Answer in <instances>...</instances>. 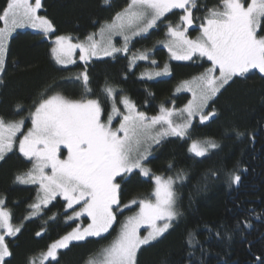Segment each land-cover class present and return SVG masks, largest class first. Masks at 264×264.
<instances>
[{"label": "trees", "instance_id": "obj_1", "mask_svg": "<svg viewBox=\"0 0 264 264\" xmlns=\"http://www.w3.org/2000/svg\"><path fill=\"white\" fill-rule=\"evenodd\" d=\"M6 3L7 0H0V11ZM128 3L129 0H110L108 4L104 0H42L38 13L54 26L50 38L63 35L83 40ZM198 4L194 23L197 25L208 9L222 8L221 0H198ZM180 14L179 10L167 14L146 36L134 39L127 53L91 60L87 65L76 62L61 67L52 57L50 40L28 30L16 32L9 40L6 68L0 76L3 81L0 83V118L5 121L26 118L42 93L59 92L69 99L98 100L102 119H105L111 106V99L104 91L106 85L111 86L116 95L127 97L138 111L149 117L155 116L162 106H183L189 95L176 93L178 83L203 73L210 63L198 56L186 62L173 61L167 51L159 47L167 24H177ZM259 35L264 36V31ZM142 52H147L150 59L156 58L157 66L147 60L132 62L131 56ZM165 65L169 69L166 77L155 80L141 77L145 71L163 70ZM85 69L89 75L90 91L87 92L82 78L76 79ZM234 80L210 101L206 112L215 110L214 117L203 124L195 122L185 137L165 138L152 149L146 165L153 175L167 179L176 177L178 172L184 174L183 179L174 184L181 216L163 238L142 248L138 264H189L190 261L198 264L199 260L204 264H257V257H264V77L253 71L246 74V78ZM237 132L243 135L237 137ZM209 139L220 147L204 157L190 152L192 142ZM30 166L31 162L16 150L0 161V199L11 213L13 226L22 225L16 236L6 238L12 252L6 258L10 264H30L32 260L41 264V255L51 244L88 223L84 217L69 220L73 212L65 210L66 202L60 197L41 208L37 216L26 218L32 212L29 206L38 198V190L35 185L19 184L16 177ZM213 172L217 175H212ZM232 174L240 175L239 183H231ZM153 188L151 176L144 178L139 171H134L131 178L122 183V211L116 213L117 220L110 231L59 250L58 264H83L107 247L115 239L122 217L135 212L139 206L133 204L125 209L123 205L149 197ZM53 216L55 219H50ZM245 223L251 226L244 227ZM218 230L223 238L216 236ZM189 232L195 233L200 241L194 257L188 255ZM226 232L231 234V239L223 235ZM201 245L204 253L200 251ZM44 264H57V261L49 260Z\"/></svg>", "mask_w": 264, "mask_h": 264}, {"label": "snow or ice", "instance_id": "obj_2", "mask_svg": "<svg viewBox=\"0 0 264 264\" xmlns=\"http://www.w3.org/2000/svg\"><path fill=\"white\" fill-rule=\"evenodd\" d=\"M109 2L104 0L105 4ZM221 4L222 8L208 9L200 22V35L196 39H190L186 33L197 19L195 10L199 7L198 0H130L110 23L101 27L98 34L86 37L85 41L74 43L69 36L56 37L52 54L57 64H74V54L79 50V60L87 65L93 57L127 53L134 37L148 33L158 21L166 18L167 13L179 9V23L168 24L167 36L170 39L164 47L174 60H192L198 55L211 62V66L193 81L186 82L193 100L181 112V116L187 113L183 123L174 122L171 109L162 106L160 114L148 117L145 112L138 111L127 97H121L120 103L127 114L123 115L118 128L111 127L113 114L121 115V112L115 103V90L108 85L104 91L113 98V106L107 123L102 120V107L98 100L69 99L59 92L51 95L42 93L34 102L29 110L31 127L26 133L22 132L25 119L6 122L0 118V160L12 151L19 133L22 137L19 138V152L32 163V168L18 175L16 181L38 184L39 193H42L38 195V203L29 206L33 211L26 218L37 215L41 205L47 207L59 196L66 202L65 210L73 212L68 219L86 215L91 221L86 228L73 229L53 243L42 254L41 264L49 259L58 264V249L68 248L71 241L101 237L112 228L117 220L116 213L122 211V183H126L135 170H139L141 176L150 174V169L143 163L151 154L150 141L158 144L162 137L168 135L183 138L193 117L199 115L202 124L214 117L215 110L205 112L209 101L216 98L230 82H235L234 78H246L250 70H258L264 77V36L259 35L264 31V0H221ZM41 8L42 0H34V3L31 0H7L0 11V21L4 22V27L0 28V73L6 68L7 40L14 29L30 26L45 35L54 31L53 24L38 15ZM95 35H99L100 39H95ZM117 35L124 40L120 48L113 44V37ZM135 59L147 60L149 56L147 52H142L134 56ZM152 63L156 64V61L152 60ZM168 74V65L164 66L163 72L155 73L156 76ZM81 78L85 91H90L87 69L76 77L77 80ZM148 78L151 79L152 75L149 74ZM0 83L3 81L0 80ZM157 125L160 127L157 128ZM236 135L240 137L243 133L237 132ZM219 147L216 141L209 139L203 143L194 142L190 151L204 157ZM62 148L67 150L66 157ZM212 175L217 174L213 172ZM183 176V172L167 179L155 175L152 177L154 188L149 197L134 199L130 204L123 205L126 209L138 204L139 210L125 220L117 237L102 250L103 260L99 264H138V253L142 248L158 242L174 227L181 212L173 185ZM240 180V175L232 174L231 183L236 184ZM4 203L0 199V229H3L0 232V264H10L6 258L12 252L5 237L16 236L22 225L13 226L10 223V213L4 210ZM76 205H79L78 210L74 207ZM50 219H55V216ZM144 225H147L148 231L146 235H141L140 228ZM250 226L244 224V227ZM208 231L211 232L210 227ZM223 235L231 239L230 233ZM216 236L223 238L219 230ZM186 243L190 250L188 255L194 257L195 249L200 245L195 233H188ZM200 251H205L202 245ZM30 264H36V261L32 260ZM89 264L95 262L89 261ZM198 264H204V261L199 260ZM257 264H264V257H257Z\"/></svg>", "mask_w": 264, "mask_h": 264}, {"label": "rangeland", "instance_id": "obj_3", "mask_svg": "<svg viewBox=\"0 0 264 264\" xmlns=\"http://www.w3.org/2000/svg\"><path fill=\"white\" fill-rule=\"evenodd\" d=\"M31 2H33L34 3V0H31ZM129 2H130V0H129ZM247 2H250V0H247ZM222 5V4H221ZM175 10H179V9H174L173 11H175ZM172 11V12H173ZM179 11H181V10H179ZM171 13V12H170ZM167 14H169V13H167ZM166 14V15H167ZM38 15H39V13H38ZM114 18V17H113ZM112 18V19H113ZM112 19H110V20H107V21H105L98 29H97V31L96 32H94L93 34H98L99 33V31H100V29H101V27L104 25V24H106V23H110L111 21H112ZM160 21H158L157 22V25H158V23H159ZM179 23V22H178ZM175 25V24H174ZM2 27H4V22L3 21H1V23H0V28H2ZM157 26H155V27H153V28H151V29H149V31H148V33L152 30V29H154V28H156ZM167 27H168V24H167ZM167 27H166V30L164 31L165 32V34H164V37H163V39L162 40H160L159 41V43H158V45H159V47H162L163 49H165L166 51H167V53L169 54V57H170V59L171 60H173V61H178V62H186V61H189V60H174V59H172L171 58V54L169 53V51H168V49L166 48V47H164V44H165V42H167L169 39H170V37H168L167 36ZM24 30H28V31H31V32H33V33H37V34H41V35H43V38L44 39H47V40H50L51 41V43H52V48L53 47H55V39H56V37H53V38H50V35H51V33H48L47 35H45L41 30H39V29H36V28H32V27H30V26H24V27H20V28H16V29H14L13 31H12V34L8 37V40H7V44L9 43V40H10V38H11V36H13L16 32H18V31H24ZM148 33H146V34H144V35H142V36H138V37H134L133 39H132V41L134 40V39H136V38H140V37H143V36H146ZM93 34H91V35H93ZM186 35L190 38V39H196L199 35H200V28H199V25H197V24H194L192 27H190L189 28V30H188V32L186 33ZM90 36V35H89ZM70 37V36H69ZM72 38V37H71ZM95 39H97V40H99L100 39V37H99V35H95V37H94ZM86 39V38H85ZM85 39H83V40H74L73 38H72V42H74V43H76V42H83V41H85ZM131 41V42H132ZM131 42H130V44L128 45V47L130 48V45H131ZM113 44H114V46L115 47H117V48H120V47H122L123 45H124V40H123V38L121 37V36H119V35H117V36H114L113 37ZM117 54H124V52H119V53H115L114 54V56L115 55H117ZM140 53H137L136 55H134V56H137V55H139ZM134 56H131L132 58H131V60H132V62H136L138 59H135V60H133V57ZM198 56V55H197ZM197 56H195V57H197ZM52 57H53V59H54V56H53V54H52ZM107 57H109V56H101V57H99V58H96V57H93L91 60H98V59H103V58H107ZM112 57V56H111ZM199 57V56H198ZM74 59H75V61L76 62H81V63H84V62H82V61H80L79 60V50H77L76 51V53L74 54V57H73ZM194 58V57H193ZM201 58V57H200ZM206 59V58H205ZM55 60V59H54ZM90 60V61H91ZM152 60H155L156 61V64H153L152 63ZM207 60V59H206ZM56 62V61H55ZM75 62V63H76ZM147 62H149L150 64H152L153 66H157V64H158V60L156 59V58H149V59H147ZM210 63V66H211V62H209ZM59 65V64H58ZM70 65H72V64H68L67 66H70ZM59 66H61V67H67V66H63V65H59ZM209 66V67H210ZM253 71H256V72H258V70H250V72H253ZM156 72H163V70H161V69H159V68H156V69H153V70H151V71H145L144 73H142V75H141V77L142 78H145V79H148V80H155V79H158V78H163V77H166L167 75H160V76H156L155 75V73ZM249 72V73H250ZM259 73V72H258ZM1 74L2 73H0V76H1ZM149 74H151L152 75V78L151 79H149L148 78V76H149ZM202 74V73H201ZM218 74V73H217ZM248 74V73H247ZM200 74H198L197 76H199ZM197 76H195V77H197ZM195 77H193V78H190V79H188V80H184V81H181V82H179L178 83V85H177V88H176V93H187L188 95H189V99H188V101L183 105V106H181V107H179V108H174V107H172V106H163V107H165V108H167V109H171V110H173V117H172V119L174 120V122H176V123H183L184 122V119L187 117V113H184L183 114V116H181V112H182V110L188 105V103H189V101H192L193 100V95H192V91H189L188 90V85L186 84V82H191V81H193V79L195 78ZM117 94V92L115 91V96H114V99H115V103H116V106L118 107V109L120 110V112H121V115H115V114H113V120H112V125H111V127H113V128H118L119 127V124H120V122H121V120H122V118H123V115H126L127 114V111H126V109L124 108V105L122 104V103H120V100H121V97H125L124 95H116ZM111 99V106H110V110H109V112H108V114H107V116H106V118L105 119H102L105 123H107V121H108V116H109V114H111L112 113V106H113V98H110ZM209 103H210V101H209ZM208 108V107H207ZM207 108L205 109V112H206V110H207ZM161 109V108H160ZM158 114H160V110H159V112L156 114V115H158ZM149 117V116H148ZM152 117V116H151ZM22 119H25V126L23 127V129H22V132H24V133H26L27 131H28V129L31 127V121H30V118H29V116L28 117H26V118H22ZM20 120V119H19ZM209 120V119H208ZM207 120V121H208ZM17 121V120H16ZM6 122H10V121H6ZM195 122H200V119H199V115H196L195 117H193L192 119H191V124H190V127L187 129V133H188V131L192 128V125L195 123ZM206 122V121H205ZM157 128H159L160 127V125H157L156 126ZM164 127H167L166 125H164ZM187 133H186V135H187ZM121 135H122V133H121ZM185 135V136H186ZM184 136V137H185ZM17 140H16V142H15V144H14V146H13V149H12V151H17L19 154H20V152H19V138H22V137H20V134L18 133L17 134ZM168 137H178V136H173V135H168V136H166V137H162L161 139H160V142L163 140V139H165V138H168ZM198 142V141H197ZM194 142H192L191 144H190V147H189V150H190V148H191V145L193 144ZM200 143H203V142H200ZM149 144H150V152H151V154L148 156V158L143 162L144 163V166L145 167H147L148 168V166L146 165V161L151 157V155H152V149L157 145V143H154V142H149ZM159 144V143H158ZM12 151H10V152H8V153H6L5 154V156L7 155V154H9V153H11ZM62 151H63V156L64 157H66V155H67V150L66 149H63L62 148ZM193 155H195L192 151H190ZM21 155V154H20ZM4 156V157H5ZM196 156V155H195ZM196 157H198V156H196ZM25 158V157H24ZM63 158V157H62ZM26 159V158H25ZM1 161V160H0ZM32 168V163H31V166H30V168L29 169H31ZM29 169L27 170V171H25V172H23V173H26V172H28L29 171ZM149 169V168H148ZM46 171H48V172H50V169H47ZM135 171H139V170H135ZM23 173H21V174H23ZM149 176H151V178L153 177V176H155V175H153L151 172H150V174H149ZM149 176H147V177H149ZM142 177H144V178H147V177H145V176H142ZM165 179V178H164ZM152 181H153V179H152ZM17 182V181H16ZM19 183V182H18ZM153 183H154V181H153ZM19 184H21V183H19ZM23 185H35L36 187H37V190H38V195H42V193H39V185L38 184H23ZM173 187H174V185H173ZM59 197V196H58ZM62 200H63V198L62 197H60ZM35 203H38V198H37V200H36V202ZM43 207H45V206H43V205H41V208H43ZM74 207H79V205H76V206H74ZM3 208H4V210H6V211H8L9 213H10V211L7 209V208H5L4 207V205H3ZM139 210V206H138V208H137V210L135 211V212H133V213H130V214H126V215H124L123 217H122V219H121V222H120V224H119V230H118V233H117V235L119 234V231H120V228H121V225L125 222V220L129 217V216H132V215H134L137 211ZM32 211H33V209H32ZM40 211H41V209H40ZM40 211H39V213H40ZM38 213V214H39ZM37 214V215H38ZM37 215H35V216H37ZM73 215V213L71 214V216ZM33 217V216H32ZM82 217H84V218H86L87 220H88V223H87V225L86 226H84V227H82V228H80V229H83V228H86L87 226H88V224L89 223H91V221H90V219L86 216V215H84V216H82ZM82 217H80V218H82ZM10 218H11V213H10ZM79 218V219H80ZM69 220H74V219H69ZM10 223L12 224V221H11V219H10ZM13 225V224H12ZM111 229V228H110ZM110 229H109V231H110ZM3 231V229H0V232H2ZM108 231V232H109ZM147 231H148V228H147V225H144V226H142L141 228H140V234L141 235H146L147 234ZM107 232V233H108ZM106 233H104V234H102V236L103 235H105ZM117 235H116V237H117ZM64 237V236H63ZM115 237V238H116ZM6 238H8L7 236L5 237V239ZM87 238H97V237H87ZM86 238V239H87ZM61 239V238H60ZM59 239V240H60ZM58 240V241H59ZM57 242V241H56ZM74 242H78V241H71L69 244H71V243H74ZM55 243V242H54ZM111 244V243H110ZM109 244V245H110ZM52 245V244H51ZM50 245V246H51ZM108 245V246H109ZM49 246V247H50ZM104 249V248H103ZM103 249H101V250H99L96 254H94V255H92L91 257H89V258H87L86 260H85V262L83 263V264H89V261H94L95 262V264H99V262L100 261H102L103 260V254H102V250ZM48 250V249H47ZM47 250L45 251V252H47ZM59 250H61V249H58V251ZM44 252V253H45ZM41 258H42V255H41ZM50 260V259H49Z\"/></svg>", "mask_w": 264, "mask_h": 264}]
</instances>
